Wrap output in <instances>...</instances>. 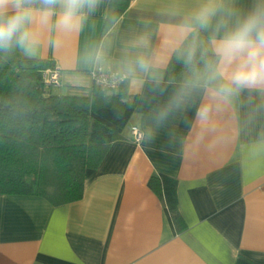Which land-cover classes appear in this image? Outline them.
I'll return each instance as SVG.
<instances>
[{
	"label": "crops",
	"instance_id": "crops-1",
	"mask_svg": "<svg viewBox=\"0 0 264 264\" xmlns=\"http://www.w3.org/2000/svg\"><path fill=\"white\" fill-rule=\"evenodd\" d=\"M205 2L99 0L72 30L57 29L53 16L34 51L18 49L59 68L58 94L89 95L95 65L123 73L135 108L79 200L55 206L0 194V264H264V92L224 101L214 85L165 77L188 35L180 26ZM256 2L224 0L240 14ZM203 31L207 45L211 29ZM141 56L151 69L130 70ZM131 126L142 131L139 142ZM158 175L176 180L181 230L148 186Z\"/></svg>",
	"mask_w": 264,
	"mask_h": 264
},
{
	"label": "trees",
	"instance_id": "trees-1",
	"mask_svg": "<svg viewBox=\"0 0 264 264\" xmlns=\"http://www.w3.org/2000/svg\"><path fill=\"white\" fill-rule=\"evenodd\" d=\"M125 7L121 3L107 15L104 30ZM198 33L207 46L204 31ZM194 43L188 34L173 52L167 81L190 84L192 73L177 54ZM53 66L48 59L24 57L18 49L0 50V194H35L57 206L82 197L85 179L110 144L123 138L135 97L128 93L126 80L113 92L92 83L89 95L55 94L40 76L41 70ZM148 186L162 199L175 230H181L176 180L152 176Z\"/></svg>",
	"mask_w": 264,
	"mask_h": 264
},
{
	"label": "clouds",
	"instance_id": "clouds-1",
	"mask_svg": "<svg viewBox=\"0 0 264 264\" xmlns=\"http://www.w3.org/2000/svg\"><path fill=\"white\" fill-rule=\"evenodd\" d=\"M98 4L99 0H0V50L32 52L53 16L57 29L69 31ZM180 27L195 41L193 47L177 54L192 73L191 85H214L215 95L224 101L245 89L264 92V0H257L243 14L227 8L224 0H206ZM209 29L205 46L198 30ZM151 67L150 60L141 56L130 70L148 72Z\"/></svg>",
	"mask_w": 264,
	"mask_h": 264
},
{
	"label": "built area",
	"instance_id": "built-area-1",
	"mask_svg": "<svg viewBox=\"0 0 264 264\" xmlns=\"http://www.w3.org/2000/svg\"><path fill=\"white\" fill-rule=\"evenodd\" d=\"M91 82L102 90L113 92L118 89L120 84L126 80L123 73L107 71L99 65L92 67L88 73ZM41 80L48 86H61L62 79L60 70L55 65L48 67L40 72ZM130 134L135 142H139L143 136L142 131L137 126L130 127Z\"/></svg>",
	"mask_w": 264,
	"mask_h": 264
},
{
	"label": "rangeland",
	"instance_id": "rangeland-1",
	"mask_svg": "<svg viewBox=\"0 0 264 264\" xmlns=\"http://www.w3.org/2000/svg\"><path fill=\"white\" fill-rule=\"evenodd\" d=\"M62 87H58V86H52V92H54L55 94H58L61 91Z\"/></svg>",
	"mask_w": 264,
	"mask_h": 264
}]
</instances>
